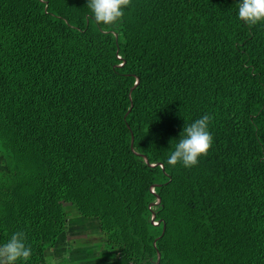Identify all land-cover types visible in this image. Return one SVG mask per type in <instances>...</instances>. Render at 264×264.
<instances>
[{"label": "trees", "instance_id": "1", "mask_svg": "<svg viewBox=\"0 0 264 264\" xmlns=\"http://www.w3.org/2000/svg\"><path fill=\"white\" fill-rule=\"evenodd\" d=\"M239 3L131 0L107 26L88 0H0V245L23 231L49 264L69 203L103 264H264V22ZM204 115L208 154L168 165Z\"/></svg>", "mask_w": 264, "mask_h": 264}, {"label": "clouds", "instance_id": "2", "mask_svg": "<svg viewBox=\"0 0 264 264\" xmlns=\"http://www.w3.org/2000/svg\"><path fill=\"white\" fill-rule=\"evenodd\" d=\"M131 5V0H88L90 9L97 23L115 26L125 15L124 10ZM238 16L249 25L264 22V0H242L239 3ZM211 115H204L195 122L184 127L174 151L167 159V164L175 167L182 163L191 168L199 163L201 156H206L213 144V136L209 131ZM32 255V248L26 244L23 231L14 233L8 242L0 245V264H18L27 262Z\"/></svg>", "mask_w": 264, "mask_h": 264}, {"label": "rangeland", "instance_id": "3", "mask_svg": "<svg viewBox=\"0 0 264 264\" xmlns=\"http://www.w3.org/2000/svg\"><path fill=\"white\" fill-rule=\"evenodd\" d=\"M67 227L64 247L55 252L47 249L45 259L49 264H103L114 263L116 256L104 233L94 219H85L76 207L64 203ZM65 250H64V249Z\"/></svg>", "mask_w": 264, "mask_h": 264}, {"label": "built area", "instance_id": "4", "mask_svg": "<svg viewBox=\"0 0 264 264\" xmlns=\"http://www.w3.org/2000/svg\"><path fill=\"white\" fill-rule=\"evenodd\" d=\"M150 192H151V194L155 195V190H154L153 187L150 188ZM158 204H159V199L156 197L155 200H154V202H153V204H152L151 209L153 210L154 208H156L158 206ZM150 220H151V223H152L153 226H158V222H156L154 220V217L153 216L151 217Z\"/></svg>", "mask_w": 264, "mask_h": 264}]
</instances>
